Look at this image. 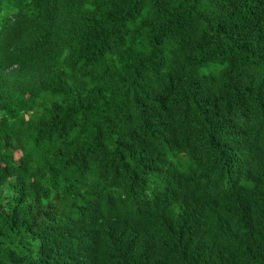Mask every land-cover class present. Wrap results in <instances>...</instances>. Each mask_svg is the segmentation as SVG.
<instances>
[{"label": "trees", "instance_id": "1", "mask_svg": "<svg viewBox=\"0 0 264 264\" xmlns=\"http://www.w3.org/2000/svg\"><path fill=\"white\" fill-rule=\"evenodd\" d=\"M0 264H264V0H0Z\"/></svg>", "mask_w": 264, "mask_h": 264}]
</instances>
